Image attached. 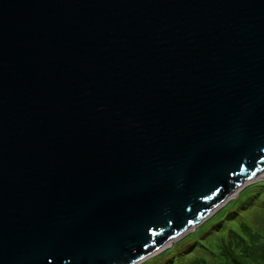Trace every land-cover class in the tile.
<instances>
[{"label": "water", "instance_id": "95a60500", "mask_svg": "<svg viewBox=\"0 0 264 264\" xmlns=\"http://www.w3.org/2000/svg\"><path fill=\"white\" fill-rule=\"evenodd\" d=\"M263 176L264 0H0V264H138Z\"/></svg>", "mask_w": 264, "mask_h": 264}, {"label": "rangeland", "instance_id": "374dc122", "mask_svg": "<svg viewBox=\"0 0 264 264\" xmlns=\"http://www.w3.org/2000/svg\"><path fill=\"white\" fill-rule=\"evenodd\" d=\"M235 193L220 206L214 208L197 226L190 228V231L188 230L182 237L170 243L163 249L164 251H161L160 257H157V253L156 262L154 258H151L153 256H151L138 264H188L193 255L207 253V239L215 235L218 236L221 231V227H213L219 221V217L211 220V229L207 231L197 230L213 215L220 214L222 216L224 208L230 201H235L237 198L236 202L238 206L241 204V211L239 212L237 209H233L231 211L232 214H228L222 232L226 233L227 229L232 225L230 221L235 223L241 219L247 221L253 229H259L260 227L264 230V176L253 183L245 185ZM221 225H223L222 221Z\"/></svg>", "mask_w": 264, "mask_h": 264}, {"label": "trees", "instance_id": "16d2710c", "mask_svg": "<svg viewBox=\"0 0 264 264\" xmlns=\"http://www.w3.org/2000/svg\"><path fill=\"white\" fill-rule=\"evenodd\" d=\"M236 200L229 202L224 208L222 216L220 214L213 215L197 230L207 231L211 229V220L219 217V221L213 227L219 226L221 227V231L218 236L215 235L207 239V253L193 255L188 264H264L263 229L260 227L259 229H253L247 221L241 219L235 223L230 221L232 225L227 229L226 233L222 232L228 214L233 209L241 211V204L238 206ZM221 221L223 225H221ZM160 253L157 254L158 256L153 255L151 258H154L156 262V256L160 257Z\"/></svg>", "mask_w": 264, "mask_h": 264}]
</instances>
